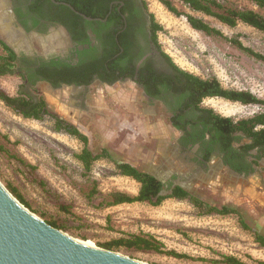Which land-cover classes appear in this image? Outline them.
Returning a JSON list of instances; mask_svg holds the SVG:
<instances>
[{
    "label": "rangeland",
    "instance_id": "rangeland-1",
    "mask_svg": "<svg viewBox=\"0 0 264 264\" xmlns=\"http://www.w3.org/2000/svg\"><path fill=\"white\" fill-rule=\"evenodd\" d=\"M171 1L179 12L191 13L179 0ZM218 1L232 7L253 8L264 15V9L247 0ZM145 2L162 27L157 33L160 47L176 66L202 79L216 77L225 88L249 91L264 100V63L225 39L237 38L255 52L264 54L263 32L242 23L230 28L212 17L194 13L224 37L208 36L191 28L184 15H174L159 0ZM20 82L17 76H2L0 88L10 97L25 98V92L18 89ZM106 99L110 101L109 96ZM49 104L51 110L59 106L54 101ZM104 106L108 109L106 125L92 129L90 147L95 155L107 148L115 159L135 165L141 162L138 159L143 152L151 158L158 151L168 157L179 134L160 106L144 102H104ZM201 106L236 120L263 110L258 105H242L221 98H206ZM114 120L118 121V127L111 123ZM53 129L51 117L43 121L24 118L0 100V182L9 192V188L17 190L29 205L24 207L46 223H54L71 237L100 248L113 240L140 235L152 237L165 251L185 256L178 258L125 248L112 250L145 264H225L221 262L223 255L236 257L245 264H264V248L255 242L250 231L242 228L236 215L199 216L192 204L174 198L165 199L158 206L135 202L97 207L103 195L114 191L136 196L139 183L117 175L116 166L108 159L95 161L86 175L75 157L82 152L84 144ZM146 161L161 166L160 170L162 166L165 168L160 165L159 157ZM259 170L246 184L233 190L224 188L219 193L222 197L210 190L205 191V196L243 207L264 227V163ZM94 187L100 195L89 199Z\"/></svg>",
    "mask_w": 264,
    "mask_h": 264
},
{
    "label": "flooded vegetation",
    "instance_id": "flooded-vegetation-1",
    "mask_svg": "<svg viewBox=\"0 0 264 264\" xmlns=\"http://www.w3.org/2000/svg\"><path fill=\"white\" fill-rule=\"evenodd\" d=\"M2 43L15 59L13 74L0 77L20 78L18 89L25 98L44 99L51 113L88 139L86 145L82 143L91 151L92 129L106 125L108 118V109L97 107L92 97L102 95L105 102H113L106 99L109 90L118 89L127 102L160 106L170 124L175 115L189 111L185 106L191 98L184 91V79L163 55L145 0H0V57L8 55ZM49 101L59 106L51 110ZM53 131L80 141L65 129ZM178 137L168 157L158 156L160 165H165L162 168L173 171L172 178L162 183V191L171 193L182 174L198 173L194 178L197 193L219 194L260 173L261 164L245 175L225 165L220 156L207 164L193 162L195 150L181 148ZM145 164L133 165L144 170ZM210 176L224 186L212 185Z\"/></svg>",
    "mask_w": 264,
    "mask_h": 264
},
{
    "label": "trees",
    "instance_id": "trees-1",
    "mask_svg": "<svg viewBox=\"0 0 264 264\" xmlns=\"http://www.w3.org/2000/svg\"><path fill=\"white\" fill-rule=\"evenodd\" d=\"M159 1L174 15H184L191 28L208 36H223V34L194 13L212 17L230 28H235L242 23L264 33V15L253 8L232 7L218 0H179L191 12L183 14L175 8L171 0ZM247 1L260 9H264V0ZM151 20L152 29L157 39V33L162 30V27L156 22L153 14H151ZM225 39L239 50L264 63V54L255 52L237 38ZM2 45L8 55L0 57V76L6 75L7 72L13 74L11 70L13 64L11 62L15 59L13 51L5 44L2 43ZM163 55L169 59L183 77L184 91L191 98V103L185 106L189 111L185 115H175L171 119L172 126L179 133L177 142L181 148L195 150L196 157L193 162L207 164L220 156L225 165L230 166L238 173L248 175L254 165L259 166L264 159V100L249 91L225 88L216 77L210 79L199 78L176 66L165 52H163ZM206 98H221L242 105H258L263 110L252 117L236 120L222 116L212 108L202 107L201 102ZM0 100L25 118L43 121L47 116L52 117L56 120L54 122L55 130L65 129L68 133L78 137L85 145L88 142V139L80 134L73 125L51 113L42 98L35 102L30 96L28 98L10 97L0 90ZM75 157L81 162L86 175L91 171V166L95 161L108 159L116 166L117 175L131 178L140 185L136 196H130L120 191L103 195L101 202L97 206L99 208L135 202H147L153 206H158L168 198L188 200L197 209L199 216L212 214L221 216L236 215L242 228L250 231L254 236L255 242L264 248V227L255 222L247 211L240 206L228 203L220 204L212 197L205 196L203 190H200L198 195H193L179 185L174 187L170 194L160 195L163 189V184L160 180L152 174L135 167L130 162L123 159H115L107 148H103L99 154L95 155L85 146L82 152L76 154ZM219 184L221 187L224 186L221 181ZM9 189L23 205L29 208L28 203L17 190ZM96 195H100V192L94 187L88 198L90 199ZM49 224L57 228L56 224ZM102 246L107 250L125 248L127 250L153 251L178 258L185 257L174 251L163 250V246L152 237L147 238L140 235H131L130 237L113 240ZM221 262L225 264H245L238 258L227 255L222 256Z\"/></svg>",
    "mask_w": 264,
    "mask_h": 264
},
{
    "label": "water",
    "instance_id": "water-1",
    "mask_svg": "<svg viewBox=\"0 0 264 264\" xmlns=\"http://www.w3.org/2000/svg\"><path fill=\"white\" fill-rule=\"evenodd\" d=\"M143 168L165 184L173 175L172 170H160L151 164ZM197 176L198 173L182 174L174 183L197 195L194 182ZM169 193L163 190L160 195ZM12 196L0 183V264H145L112 250L77 243L26 211Z\"/></svg>",
    "mask_w": 264,
    "mask_h": 264
},
{
    "label": "crops",
    "instance_id": "crops-1",
    "mask_svg": "<svg viewBox=\"0 0 264 264\" xmlns=\"http://www.w3.org/2000/svg\"><path fill=\"white\" fill-rule=\"evenodd\" d=\"M108 92L110 94V99L113 102H117L118 103L120 101V103H124L126 101V100H124L125 98H123V96L120 94V92H119L118 89L114 88L112 90H109ZM92 101L94 102V104L97 107L107 109L106 106H104L105 100H104V98H103L102 95L101 96H97V97H92ZM111 123H113L116 126L118 124V121L117 120H114ZM112 128H113V126H112ZM157 139H159V136H158ZM161 154H162V152L158 151V155L157 156H160ZM151 156H154V155L152 154ZM157 156L155 158H158ZM155 158H151L149 154H146L145 152H143V153L140 154V157H139L138 161H141L140 163L145 164L146 162L148 163V161H146V160H154ZM140 163H138V164H140ZM261 163H264V159L261 161ZM211 166H212L211 169H214V165H211ZM257 170L259 171V168H257ZM200 174L201 175H205V173H203L201 171H200ZM211 177L212 176H210V178ZM219 183H220V181H219V179L217 177H212L211 178V184L212 185L216 186V185H219Z\"/></svg>",
    "mask_w": 264,
    "mask_h": 264
},
{
    "label": "bare ground",
    "instance_id": "bare-ground-1",
    "mask_svg": "<svg viewBox=\"0 0 264 264\" xmlns=\"http://www.w3.org/2000/svg\"><path fill=\"white\" fill-rule=\"evenodd\" d=\"M1 183V182H0ZM2 184V183H1ZM2 186L4 187V185L2 184ZM5 188V187H4ZM6 189V188H5ZM7 190V189H6ZM8 191V190H7ZM9 192V191H8ZM10 193V192H9ZM13 197V196H12ZM15 199V198H14ZM17 202V200H16ZM19 203V202H18ZM26 211L30 212L26 207H24L22 204H20ZM31 214H33L32 212H30ZM35 217H38L36 216L35 214H33ZM68 235V234H67ZM70 238H72L74 241H76L77 243L85 246V247H88V248H92V249H97L96 246H94L93 243L89 242V241H82V240H79V239H75L73 237H71L70 235H68Z\"/></svg>",
    "mask_w": 264,
    "mask_h": 264
},
{
    "label": "built area",
    "instance_id": "built-area-1",
    "mask_svg": "<svg viewBox=\"0 0 264 264\" xmlns=\"http://www.w3.org/2000/svg\"><path fill=\"white\" fill-rule=\"evenodd\" d=\"M258 244V243H257Z\"/></svg>",
    "mask_w": 264,
    "mask_h": 264
}]
</instances>
